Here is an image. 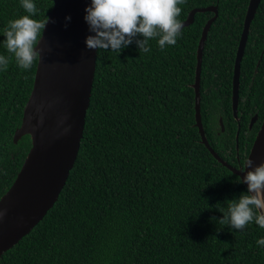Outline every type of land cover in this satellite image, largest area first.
<instances>
[{
    "label": "trees",
    "instance_id": "1",
    "mask_svg": "<svg viewBox=\"0 0 264 264\" xmlns=\"http://www.w3.org/2000/svg\"><path fill=\"white\" fill-rule=\"evenodd\" d=\"M249 2L178 5L181 21L194 8L218 6L204 48L201 111L209 142L236 167L247 158L264 118L261 0L241 64L237 141L233 76ZM34 3L37 20L54 6V0ZM214 14L197 12L177 43L164 50L157 40L149 41L148 53H140L135 42L121 53L98 49L84 133L67 183L45 217L1 255L0 264H264V247L257 244L264 229L252 222L238 231L217 222L223 214L215 205L238 198L248 187L213 156L196 125L197 51ZM23 15L20 0H0V55L9 58L7 70L0 71V199L32 147L30 134L17 142L14 135L38 59L22 70L2 45L8 21ZM256 111L260 120L249 130Z\"/></svg>",
    "mask_w": 264,
    "mask_h": 264
},
{
    "label": "water",
    "instance_id": "2",
    "mask_svg": "<svg viewBox=\"0 0 264 264\" xmlns=\"http://www.w3.org/2000/svg\"><path fill=\"white\" fill-rule=\"evenodd\" d=\"M90 3L91 0H54L49 12L50 21L38 45V50L43 51L41 59L38 58L34 87L25 106L22 124L14 135L17 142L23 135L30 134L32 147L14 183L0 199V257L27 235L54 206L77 160L98 52V49H88L86 45V38L94 35L84 19L85 9ZM260 3L261 0L249 2L235 60L232 108L238 121L237 141L241 64L250 26ZM202 11H213L215 14L204 26L197 51L193 84L196 125L201 141L213 156L242 179L246 171L251 170L245 168L246 160H253L254 165L264 163V120L243 166L229 163L209 142L202 119L201 80L204 48L211 25L219 14L218 6L194 8L182 23L184 27L190 26L196 13ZM256 120L257 115L252 118L250 127ZM220 123L224 131L222 118Z\"/></svg>",
    "mask_w": 264,
    "mask_h": 264
},
{
    "label": "clouds",
    "instance_id": "3",
    "mask_svg": "<svg viewBox=\"0 0 264 264\" xmlns=\"http://www.w3.org/2000/svg\"><path fill=\"white\" fill-rule=\"evenodd\" d=\"M185 2L186 0H91L85 9L84 19L94 35L86 38L87 48L121 53L135 42L140 53H148L151 51L150 40H157L161 50L166 46H174L184 27L178 19L182 12L178 5ZM20 5L27 15L8 21L3 29L6 39L2 41V45L14 56L19 68L29 70L38 58L41 59L43 49L38 50V45L50 18H32L39 11L34 0H20ZM8 65L9 58L0 55V71L7 70ZM245 168L251 170H247L237 182L246 184L247 192L241 193L238 198L226 200L223 204L218 202L215 207L223 214V218L218 221L216 217L211 219L238 231L252 222L264 229V163L254 165L253 160L248 159ZM257 244L264 247V238L258 239Z\"/></svg>",
    "mask_w": 264,
    "mask_h": 264
},
{
    "label": "flooded vegetation",
    "instance_id": "4",
    "mask_svg": "<svg viewBox=\"0 0 264 264\" xmlns=\"http://www.w3.org/2000/svg\"><path fill=\"white\" fill-rule=\"evenodd\" d=\"M248 37H249V36H248ZM247 41H248V40H247ZM246 45H247V44H246ZM263 54H264V48H263V50H262L261 57L263 56ZM258 65H259V61H258V63H257L256 66H258ZM257 72H258V69H257V68L254 69V72H253V75H252V80L254 79V76L257 74ZM256 115H257V120H256V122L253 124V126L250 127L251 120H252V118H254ZM259 120H260V115H259L258 111H256V112L251 116V118H250V121H249V124H248V129H249V130H252L253 127H254V125H256V124L259 122ZM263 120H264V118L261 120V122H260V126H261ZM240 126H241V124H240ZM259 128H260V127H259ZM258 130H259V129H258ZM257 132H258V131H257ZM256 135H257V134H256ZM238 159H239V156H238ZM244 161H245V160H244ZM243 165H244V162L241 163V162H240V159H239V165H238V166H243Z\"/></svg>",
    "mask_w": 264,
    "mask_h": 264
}]
</instances>
